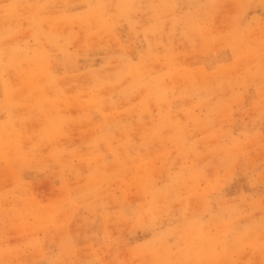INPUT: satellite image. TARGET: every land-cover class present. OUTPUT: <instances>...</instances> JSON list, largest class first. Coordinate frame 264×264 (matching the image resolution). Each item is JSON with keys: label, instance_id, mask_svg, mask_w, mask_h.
<instances>
[{"label": "rangeland", "instance_id": "1", "mask_svg": "<svg viewBox=\"0 0 264 264\" xmlns=\"http://www.w3.org/2000/svg\"><path fill=\"white\" fill-rule=\"evenodd\" d=\"M0 264H264V0H0Z\"/></svg>", "mask_w": 264, "mask_h": 264}, {"label": "bare ground", "instance_id": "2", "mask_svg": "<svg viewBox=\"0 0 264 264\" xmlns=\"http://www.w3.org/2000/svg\"><path fill=\"white\" fill-rule=\"evenodd\" d=\"M7 152H8V150H7ZM6 155V154H5Z\"/></svg>", "mask_w": 264, "mask_h": 264}]
</instances>
